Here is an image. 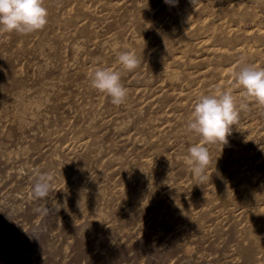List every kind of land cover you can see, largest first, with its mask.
<instances>
[{
  "label": "rangeland",
  "instance_id": "1",
  "mask_svg": "<svg viewBox=\"0 0 264 264\" xmlns=\"http://www.w3.org/2000/svg\"><path fill=\"white\" fill-rule=\"evenodd\" d=\"M44 6L42 30L0 32V264H264V106L236 83L264 68V0ZM97 68L120 72L123 104ZM217 90L248 107L198 183L187 123Z\"/></svg>",
  "mask_w": 264,
  "mask_h": 264
},
{
  "label": "clouds",
  "instance_id": "2",
  "mask_svg": "<svg viewBox=\"0 0 264 264\" xmlns=\"http://www.w3.org/2000/svg\"><path fill=\"white\" fill-rule=\"evenodd\" d=\"M175 0H165L173 4ZM48 22V11L44 0H0V32L31 34L42 30ZM119 64L127 71H134L140 60L130 51L118 55ZM236 83L244 90L246 98L253 99L264 106V68L245 64L236 73ZM92 87L111 98L113 105L119 106L126 101L127 89L121 83V74L106 68H97L92 76ZM248 105H237L231 91L217 90L214 94L199 97L191 119L187 123L189 131L198 135L199 143L193 144L184 156V162L198 183L208 179L207 169L211 164L208 145L226 144L231 126L238 122L240 111ZM51 190L46 177L41 176L33 188L38 199L46 198Z\"/></svg>",
  "mask_w": 264,
  "mask_h": 264
}]
</instances>
